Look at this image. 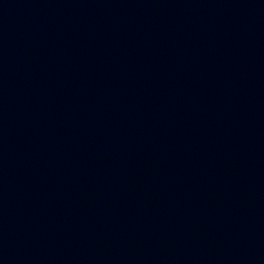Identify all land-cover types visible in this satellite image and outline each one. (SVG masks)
<instances>
[{"label": "water", "instance_id": "1", "mask_svg": "<svg viewBox=\"0 0 264 264\" xmlns=\"http://www.w3.org/2000/svg\"><path fill=\"white\" fill-rule=\"evenodd\" d=\"M0 264H264V0H0Z\"/></svg>", "mask_w": 264, "mask_h": 264}]
</instances>
